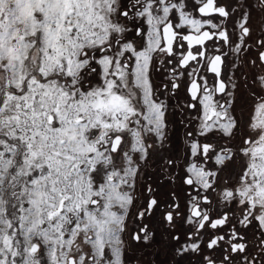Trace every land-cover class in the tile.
Segmentation results:
<instances>
[{
  "label": "snow or ice",
  "instance_id": "1",
  "mask_svg": "<svg viewBox=\"0 0 264 264\" xmlns=\"http://www.w3.org/2000/svg\"><path fill=\"white\" fill-rule=\"evenodd\" d=\"M0 264H264V0H0Z\"/></svg>",
  "mask_w": 264,
  "mask_h": 264
}]
</instances>
